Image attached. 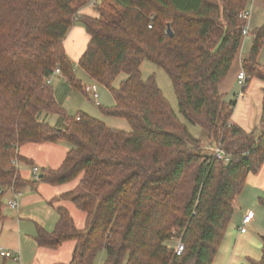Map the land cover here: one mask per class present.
<instances>
[{"label": "trees", "instance_id": "trees-1", "mask_svg": "<svg viewBox=\"0 0 264 264\" xmlns=\"http://www.w3.org/2000/svg\"><path fill=\"white\" fill-rule=\"evenodd\" d=\"M90 1L0 0V219L7 192L28 185L14 163L22 160L20 147L68 143L62 166L44 170L40 180L79 181L60 200L86 215V227L78 229L60 208L54 231L38 230L39 245L75 242L71 264H96L103 252L104 264H215L247 178L264 166V130L255 135L233 124L235 104L221 92L253 0H98L97 16L81 14ZM77 22L89 36L78 67L115 101L99 111L125 119L132 132L84 113L79 121L69 116L47 84L59 69L87 97L64 43ZM263 49L264 26L241 63L247 86L264 82ZM144 62L169 75L179 113L222 146L232 157L228 166L206 155L155 74L143 79ZM122 75L128 77L117 88ZM42 112L64 128L41 122ZM175 240L185 247L181 256L169 247ZM262 245L253 264H264V237Z\"/></svg>", "mask_w": 264, "mask_h": 264}, {"label": "crops", "instance_id": "crops-1", "mask_svg": "<svg viewBox=\"0 0 264 264\" xmlns=\"http://www.w3.org/2000/svg\"><path fill=\"white\" fill-rule=\"evenodd\" d=\"M255 3L253 1L251 3L253 9ZM257 5L258 8L260 4L257 2ZM81 13L97 16L95 14L97 12L91 7L90 9H83ZM246 40L248 38L244 39L240 48L241 55H239V61L236 63L238 68H235L236 72L234 70L232 75H230L232 71L230 72L226 83L221 87V92L225 96L231 93L232 102L235 104L232 123L248 133L258 135L264 130V111L262 109L264 82L259 79L250 81L251 84L245 90L244 98L239 100L237 97L240 89L237 77L242 70L241 62L245 58L242 50L246 45ZM64 43L67 55L76 66L77 76L82 81L83 86L92 83L93 80L78 67V63L89 44V36L86 30L82 27H74ZM51 85L55 89L56 101L66 110L69 116L75 117L78 113H84L101 120V117L95 114L91 115V109L85 107L81 102L72 101L73 94L70 92V84L63 76H56ZM236 89L237 92H235ZM65 94L68 95L65 96ZM69 101L73 102L76 108H71L68 105ZM103 101L104 103L100 104L101 106L115 105L112 96L111 99L103 98ZM51 119V115H47L44 121L41 122L60 129L64 128L61 124L53 125ZM203 149H206V147L203 146ZM70 150L71 147L68 143L28 144L20 147L19 154L22 160L17 161L18 165L16 167L20 178L28 185L19 190L21 193L19 211L6 207L7 201L14 197V193L8 192L5 197L4 217L0 219V246L4 252L15 254V257L7 259L0 255V264L72 263L76 247L75 242L69 241L58 248L50 249L39 245L37 234L40 228L48 233L54 231L59 219L58 209L60 208L69 211L78 229L82 230L86 227V215L78 210L76 206L75 208L82 214H74L73 203L60 200L63 195L72 192L78 186L79 181L67 183L63 186H53L33 178V169L36 167L40 169L39 176L42 175L44 170L60 168ZM259 171V174H250L247 178L246 188L237 200L234 217L228 227L227 235L221 245L215 264H253V262L261 261L262 239L264 237V206L261 205L260 198L264 199V166ZM249 211H252L255 217L252 223L248 225V233L243 235L240 229L245 215Z\"/></svg>", "mask_w": 264, "mask_h": 264}, {"label": "rangeland", "instance_id": "rangeland-1", "mask_svg": "<svg viewBox=\"0 0 264 264\" xmlns=\"http://www.w3.org/2000/svg\"><path fill=\"white\" fill-rule=\"evenodd\" d=\"M97 1L98 0H91L90 3H89V5H88V7H86V8H89L90 9V7H91L94 10V6H96ZM255 1H257L258 4H260V6L262 8L260 6L257 8L258 5H257V2L255 3ZM253 2L255 3V6H254L255 8L254 9H253V4L252 5L251 4L249 5V8L252 9V11H251V22L252 23H250V28H251L250 31H249L250 38H248V40H246V45H244L243 50H242V52H244V56L249 53V50L251 48V44H252V41H253L254 31L257 28H260V27L264 26V0H253ZM95 14L98 15V13H95ZM76 26L82 27V25L79 22L76 23L75 28H76ZM82 28L85 30L84 27H82ZM252 28H254V30H252ZM237 61H239V57H238ZM259 62H260L261 65L264 66V49L262 51V54L260 55ZM233 67L234 68L232 69V72H231L230 75H232L234 73V70L237 67L236 64ZM141 70H142V76H143V79L144 80H147L153 74H155L156 79H157V84L162 89L165 98L168 99L169 102L171 103L174 112L179 116V118H180V120L182 122H185L187 124L188 128L190 129V132L196 138H200L202 140L201 143H203V146H205L207 148V149H204L205 152H206V155L211 156L212 153L208 151L209 150L208 147L210 145V141L208 140V137L205 134V132H203V130L201 128H199V127L198 128L197 127H193L190 124H188L186 122V119L184 118V116H182L179 113L178 100L176 99V96H175V93H174L173 84L171 83V79H170L169 75L164 70L159 69L157 66H155L153 63H150V62H144L143 65H142V67H141ZM235 72H236V70H235ZM127 77H128L127 75H122V77H120L116 81V83H115L114 86H116L117 88L120 87L119 85L122 83L123 80L127 79ZM69 86H70V92H72V94H73L72 101H74V102H81V104H83L85 107L90 108L91 109V112H92V113H90L91 115L95 114L98 117H101V121L103 123H105L108 127L112 128L114 130H119V131H122V132H124V131H126V132H132L129 123L125 119L122 120V119H118V118H114V117H110V116H108V117L103 116L100 113V111L98 110L99 107H97V105L95 104V101H91L90 99H88L85 96L84 93H82L80 91H76L73 87H71V85H69ZM99 89H100V101H101V104L104 103L103 98H105V99H108V98L111 99V95H110V93H109L108 90H106L102 86ZM235 92H237V89H236ZM239 92H240V89H239ZM67 95L68 94H65V96H67ZM225 97H226V101L227 100L228 101H232L231 93L229 95L225 96ZM68 105H70V107L73 108V109L76 108V106L74 105V103L71 102V101L68 102ZM104 107H106V106H104ZM45 116H47V114L42 112V113H40L38 115L37 118L40 121H44ZM51 118H52L51 119L52 120L51 122H52L53 125H57L59 123V120H60L59 117H57L55 115H51ZM69 204L71 205V203H69ZM61 206H63V205H61ZM71 206H73V205H71ZM73 213L74 214H82L81 212H79L75 208V206H73ZM175 244L176 243L173 242L172 244H169V247L172 248V247L175 246ZM105 259H106V252H103V253H101L99 255L96 264H104Z\"/></svg>", "mask_w": 264, "mask_h": 264}, {"label": "built area", "instance_id": "built-area-1", "mask_svg": "<svg viewBox=\"0 0 264 264\" xmlns=\"http://www.w3.org/2000/svg\"><path fill=\"white\" fill-rule=\"evenodd\" d=\"M251 11L252 9L249 8L245 13L242 14L243 19L248 22V25L246 26V28L243 31V36L246 38H250L249 35V31H250V20H251ZM152 28V26H151ZM56 76H62V73L60 72L59 69L54 71V74L52 76H50L47 80V84H52L54 79L56 78ZM247 74L245 73V71L242 69L241 72L239 73L238 77H237V82L240 88V92L238 94V99L240 100L241 98H244V94H245V90L247 89ZM100 86L97 82L92 81V83L85 85V93L87 95V98L90 99L91 101H95L96 105H100L101 101H100ZM77 120H80V117L76 116ZM207 149V148H206ZM208 151L212 153V157L217 158L218 160L222 161L226 166L229 165V163L232 161V157H230L229 154H227L222 146L220 144L217 143H211L208 147ZM15 165L17 166V160L14 161ZM40 169L38 167L33 169V178L35 180H40ZM8 192H12L14 193V197L9 199L6 203V207L15 210V211H19V207H20V202H19V198L21 196V193L19 190H15L14 188L10 189ZM7 192V193H8ZM254 213L252 211L247 212V214L245 215V218L243 220L242 223V228L240 229L241 233L243 235H246V233H248V225L252 223V221L254 220ZM175 246L173 247L175 249V253L177 256H181L183 254V252L185 251V247L182 243L181 240H175ZM0 255L4 258H13L15 257V254L12 253H6L3 251L2 247L0 246Z\"/></svg>", "mask_w": 264, "mask_h": 264}, {"label": "water", "instance_id": "water-1", "mask_svg": "<svg viewBox=\"0 0 264 264\" xmlns=\"http://www.w3.org/2000/svg\"><path fill=\"white\" fill-rule=\"evenodd\" d=\"M168 33H169V35L173 36V34H172V31H171L170 27H169V29H168Z\"/></svg>", "mask_w": 264, "mask_h": 264}]
</instances>
